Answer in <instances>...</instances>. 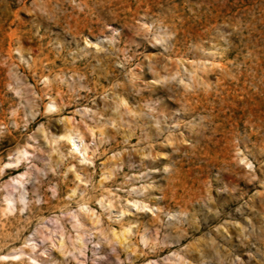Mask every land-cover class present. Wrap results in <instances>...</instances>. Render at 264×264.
Wrapping results in <instances>:
<instances>
[{
  "label": "rangeland",
  "instance_id": "obj_1",
  "mask_svg": "<svg viewBox=\"0 0 264 264\" xmlns=\"http://www.w3.org/2000/svg\"><path fill=\"white\" fill-rule=\"evenodd\" d=\"M25 97L35 99L41 112L51 99L63 107L52 117L29 118L27 129L12 128L14 110L17 123L30 111L22 108ZM83 107L102 122L118 125L103 129L101 154L85 169L96 187L89 195L118 199L127 214L117 219V209L104 212L92 200L87 205L92 215L80 218L97 233L80 259L128 264L109 241L110 229L126 223L131 244L147 249L140 243L141 232L154 241L148 247L156 244L160 250L166 243L170 248L153 257L131 252L134 264H264V0H0V122L9 125L0 136V161L9 162L20 149L31 152L27 136L41 125L37 140L46 151L42 137L48 133L63 135L74 124L82 132L84 124L91 128L87 117L78 123L82 117L75 113ZM61 119L64 124L57 123ZM92 135L85 132L86 143ZM146 155L156 160L143 159ZM52 163L58 164L57 156ZM78 171L66 179L49 173L25 186L33 203L19 222L9 217L0 223L8 229L0 239L7 244L0 256L21 248L41 221L51 227L47 220L77 209L66 197L79 183ZM24 172L23 165L6 169L0 186ZM108 172L114 179L103 180ZM142 172L148 173L142 181L125 182ZM51 184L58 185L56 199L48 191ZM140 184L152 188L143 196H129L128 189ZM185 191L199 197L181 212L177 197ZM143 198L147 207L133 204ZM170 215L176 220L169 221ZM68 219L61 224L70 229ZM25 220L31 222L25 225ZM235 226L248 229V239L241 236L243 245ZM217 230L214 237L210 231ZM207 243L221 258L214 248L200 257ZM198 247L200 252L194 250ZM49 255L45 264H76L57 248L49 249ZM189 255L196 261L185 258Z\"/></svg>",
  "mask_w": 264,
  "mask_h": 264
},
{
  "label": "clouds",
  "instance_id": "obj_2",
  "mask_svg": "<svg viewBox=\"0 0 264 264\" xmlns=\"http://www.w3.org/2000/svg\"><path fill=\"white\" fill-rule=\"evenodd\" d=\"M110 42V41H109ZM160 41L157 40V43ZM98 51H104L103 49H98ZM82 79V78H81ZM64 83L63 80L60 81ZM44 83L47 85L50 83L47 78H45ZM20 95L19 91L16 93ZM106 98V97H105ZM25 104L22 105V108H28L30 111L27 116L23 118L21 123H17L15 117L17 116V111L11 113L12 128H21L27 129L29 118L34 119L36 115H44L52 117L53 115L59 114L62 110L63 105H58L54 99H51L50 102L45 106L44 111H39V106L36 103L35 99H28L25 97ZM114 111L119 112L120 109L116 108ZM76 115L82 117L79 124H84V117H87L88 120L93 121L91 128L87 124H84L85 131L82 132L78 126L74 124L72 128H65L64 134L59 136H53L51 133L43 136L42 139L46 141V146L50 150H45L41 147L37 140V133H41L44 130V125H41L36 129L35 133H32L27 136L28 145L31 147L32 151L29 152L25 149H20L18 152L11 154L8 157L7 163L0 161V176L4 175L6 169L9 168H18L21 165L25 167V172L19 177L12 178L10 181L6 182L3 186H0V192L5 193L0 196V223L7 222L9 217L17 219L19 222V217L24 213L29 211L30 205L33 201L28 199V192L25 190V186L28 185L31 181L40 183L41 180L46 179L48 174L51 173L53 176H62L66 179L68 173L76 171L79 168V171L76 172V178L79 183L70 190L66 199L70 202H75L77 204V209L74 211H62L61 216L47 220V224L51 227H46L45 224L41 221L31 236H29L23 243V246L18 249H13L11 255L0 256V261L7 260H16L22 261L23 264H45L46 259H51L49 255V249L57 248L62 251V255L65 258H71L76 261V264H86L84 259L80 257L85 256L87 251V245L92 243L93 236L96 235L97 229L86 228L85 224L80 219L82 213L92 215L87 205L92 201L100 205L103 208L104 212H111L113 208L117 209V219L127 214V209H121L120 201L109 199L108 196H101L99 199L96 197L90 196L89 191H96V187L92 182V173H88L85 169L89 166H92L94 163V158L100 155L98 151L100 144L105 143L106 141L103 138V129L108 127L118 126L112 121H103L102 117H98L97 113L93 112L92 109L88 107L77 108ZM57 123L64 124V120H58ZM9 125H6L0 122V136H2L8 129ZM159 128V125H156ZM94 131L101 133L100 136L92 135ZM85 132L92 135V140L89 143L85 142ZM99 141V143H97ZM70 145V147H68ZM64 149L63 151L61 149ZM41 155H37V154ZM91 153V154H90ZM58 157V164L53 166L52 157ZM120 153H117V158ZM43 157H46L44 159ZM143 159L147 160H156V157L152 155H146ZM36 161H39L43 167H38ZM71 161H75L76 164L72 165ZM59 166H64L65 171L60 173L58 171ZM164 172H168L170 169L166 166ZM113 172L116 169L112 170ZM147 172H142L140 175L135 177H126L125 182L127 183L130 180H136L137 182L142 181L146 176ZM103 180H112L114 176L112 172H108L102 177ZM83 186V187H82ZM152 188L151 184H140L139 188L131 187L128 189V195L132 196L134 193L140 196H143L145 192ZM48 191L51 193V198L56 199L58 196V185L51 184L48 188ZM35 204H40L41 200L37 198L34 201ZM67 207V205L65 206ZM100 215H103L101 213ZM65 217H68L66 222L70 225V229L65 228L61 224V220ZM96 221L99 222L100 216L96 215ZM111 218V217H109ZM169 221L176 220L175 216H168ZM30 220H25L24 224L30 223ZM18 231H23V226L18 229ZM69 231L74 232V236H69ZM127 231V229L125 230ZM248 229H242L241 235L245 240L248 239V236H245L244 233ZM15 238V237H14ZM68 243L65 244L64 242ZM140 243L145 247H148L150 242L147 239L141 238ZM94 247H99V243L93 245ZM4 247H7V244H0V250ZM27 250V252H25ZM115 252V248H113ZM104 259V257H100ZM94 264V262H93Z\"/></svg>",
  "mask_w": 264,
  "mask_h": 264
},
{
  "label": "bare ground",
  "instance_id": "obj_3",
  "mask_svg": "<svg viewBox=\"0 0 264 264\" xmlns=\"http://www.w3.org/2000/svg\"><path fill=\"white\" fill-rule=\"evenodd\" d=\"M53 65V64H52ZM43 78V77H42ZM195 99V98H194ZM196 99H197V96H196ZM49 103V102H48ZM46 103L44 105V107L48 104ZM188 105V107H192L194 108V106L192 104H186ZM192 105V106H191ZM40 115H38L35 119H37ZM34 119V120H35ZM49 132V131H48ZM99 184V183H98ZM176 192L173 190L172 192V198H176ZM198 198L199 195L196 191L194 192H189V191H185L184 192V195L183 196H179L177 197L179 199V202H180V205H181V212H185L186 210V207L188 204H190L189 202L194 198ZM193 201V200H192ZM137 202V201H136ZM136 202H133V204L136 206V207H139V204H140V207L143 209L144 207H147L148 205L144 202V198L141 199V201H139V203H136ZM55 208V207H54ZM185 210V211H184ZM63 211V210H62ZM30 214V213H29ZM222 216V212L221 213H217L216 214V217L220 218ZM224 216V215H223ZM214 217V216H213ZM27 218V217H26ZM44 219V218H43ZM81 219V218H80ZM10 226V225H9ZM182 226V225H181ZM140 227V226H139ZM139 227L137 226L136 228V233L138 234L139 233ZM127 229V231H125ZM235 231H236V236L238 238H240L241 240L239 241V245L242 244L243 245V242H242V238H241V228L240 226H235L234 227ZM183 230H185V228H183ZM8 231V229H7ZM6 230L3 229V224H0V239H4V237L7 235V232ZM132 230L129 226V224H123L121 223L120 224V227L118 230H115V229H110V234H109V241H112L113 243H115L117 245V249H116V253L118 256L120 255H124L125 259L129 261L128 264H134L133 262V257L130 256L131 252H138L139 254H143V256H148V257H153V256H157V253L160 252V251H169L170 248L169 246H166V243L165 245L160 248V250L158 248H156V244H151L150 247H147L150 248L152 251L151 253H149V251L146 250H143L142 248H140L138 245H137V242H134L133 244H131V241L129 240V234H131ZM18 233V232H17ZM210 233H212L215 237L216 234L219 233V231L217 230L216 232H213V231H210ZM260 234V233H259ZM249 235V234H248ZM218 236V235H217ZM8 237V236H7ZM6 237V238H7ZM182 237V235H181ZM139 238L141 240V238H144V234L143 233H139ZM183 238H185V236H183ZM182 239V238H180ZM13 240V239H12ZM17 240V239H16ZM13 242V241H12ZM238 243V242H237ZM245 244V243H244ZM22 245V244H21ZM237 245V248H239L240 246ZM144 246V245H143ZM203 246V245H202ZM196 247V246H195ZM210 248H214L210 243H207L206 245H204V248L203 250L200 252V248L198 247V249H194V250H198V252H200V257H207L210 253ZM218 248V247H217ZM15 249V248H14ZM11 251V250H10ZM8 252L4 255H11L12 252ZM25 252H27V250H25ZM196 252V251H195ZM215 252L216 254L220 255V258H221V253L218 249H215ZM3 254V253H2ZM174 254L178 255L176 252H174ZM136 257V256H135ZM186 259L190 260V261H196V258H192L191 255L185 257ZM184 258V259H185ZM189 261V262H190ZM198 262V261H197ZM150 263V262H149ZM148 263V264H149ZM9 264H23L22 261H16V260H9ZM122 264H126L125 262H123ZM155 264H158L157 262Z\"/></svg>",
  "mask_w": 264,
  "mask_h": 264
}]
</instances>
